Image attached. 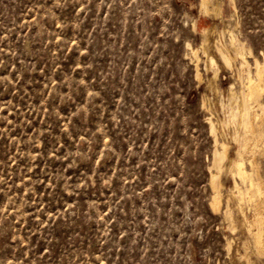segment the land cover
Listing matches in <instances>:
<instances>
[{"label": "rangeland", "instance_id": "obj_1", "mask_svg": "<svg viewBox=\"0 0 264 264\" xmlns=\"http://www.w3.org/2000/svg\"><path fill=\"white\" fill-rule=\"evenodd\" d=\"M214 1L0 0V264H264L229 173L212 208L208 124L240 87L230 32L264 63V0Z\"/></svg>", "mask_w": 264, "mask_h": 264}, {"label": "bare ground", "instance_id": "obj_2", "mask_svg": "<svg viewBox=\"0 0 264 264\" xmlns=\"http://www.w3.org/2000/svg\"><path fill=\"white\" fill-rule=\"evenodd\" d=\"M200 8L201 12L208 13L211 10L217 11L218 4L214 0H200ZM209 33L210 30L204 28L202 43L199 47H191L190 50L196 61H198L199 52L206 54L207 66L214 70V76L211 79L216 82L218 69L216 61L208 53ZM229 35L228 45H230L231 51L222 45L218 46L217 50L226 66L232 67L235 65V61L238 62L240 87L236 90L234 84L230 86L227 100L221 102L223 118L216 121L210 118L208 123L216 142L212 154L211 186L213 197L211 205L215 210L220 209L224 195V186L220 176L223 173H229L234 184L228 192L230 198L227 196L226 199L225 217L231 226H237L236 219H238L249 236L250 240L248 241L252 244L254 252L264 254V174L261 166V159L264 157V63L258 60L251 63L247 57L250 53L246 50L243 42L233 31ZM196 67L197 77L200 78L201 73L198 66ZM214 89L219 91L218 84L214 86ZM213 104L207 97L204 98V106L211 111L214 107H212ZM211 114L213 115V113ZM218 126L231 131L232 140L238 147L236 157L232 158L231 156V144L225 140L221 142L218 138ZM231 200L234 201L235 208L230 204ZM245 205L248 206L251 216ZM235 214L238 216L235 217Z\"/></svg>", "mask_w": 264, "mask_h": 264}]
</instances>
